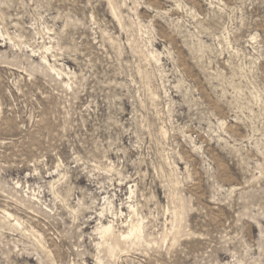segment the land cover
<instances>
[{
	"label": "rangeland",
	"instance_id": "obj_1",
	"mask_svg": "<svg viewBox=\"0 0 264 264\" xmlns=\"http://www.w3.org/2000/svg\"><path fill=\"white\" fill-rule=\"evenodd\" d=\"M0 264H264V0H0Z\"/></svg>",
	"mask_w": 264,
	"mask_h": 264
},
{
	"label": "bare ground",
	"instance_id": "obj_2",
	"mask_svg": "<svg viewBox=\"0 0 264 264\" xmlns=\"http://www.w3.org/2000/svg\"><path fill=\"white\" fill-rule=\"evenodd\" d=\"M111 229H112V226L111 225H106V226H104L103 227V229H102V231L101 232H103V233H108V232H110L111 231ZM129 234H127V236H125V237H128V236H131V235H134V236H136V237H140L141 236V234H143L142 232H141V227H140V225L139 226H136V224H135V226L130 230V232H128ZM112 234V233H111ZM132 237V236H131Z\"/></svg>",
	"mask_w": 264,
	"mask_h": 264
}]
</instances>
